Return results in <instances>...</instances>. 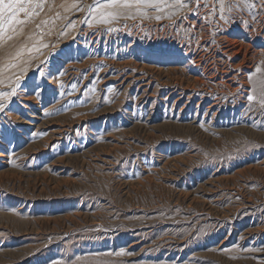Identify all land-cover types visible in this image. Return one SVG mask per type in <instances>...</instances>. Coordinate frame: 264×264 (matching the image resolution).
Here are the masks:
<instances>
[{"label": "rangeland", "instance_id": "374dc122", "mask_svg": "<svg viewBox=\"0 0 264 264\" xmlns=\"http://www.w3.org/2000/svg\"><path fill=\"white\" fill-rule=\"evenodd\" d=\"M75 2L0 49V264H264V0Z\"/></svg>", "mask_w": 264, "mask_h": 264}, {"label": "snow or ice", "instance_id": "6c2138e0", "mask_svg": "<svg viewBox=\"0 0 264 264\" xmlns=\"http://www.w3.org/2000/svg\"><path fill=\"white\" fill-rule=\"evenodd\" d=\"M178 5L183 3V0H174ZM223 4V0H220ZM47 3V0H0V49L7 45L8 41L14 39V35H22L24 27L35 17L40 15V12L44 11V6ZM160 5L167 6V0H106L104 4L97 3L95 8H92V15L95 17L99 14L100 19L97 20V23L108 24L115 18H117L123 10H131L135 8L137 12L142 11V8L148 6H154L156 11L161 12L163 9ZM65 6L67 5V0H65ZM76 7V2L73 0V3L69 7ZM91 7V6H89ZM105 9H108L105 11ZM23 13V18L20 17V14ZM156 19H161V16H156ZM86 23L91 21L86 20ZM16 25L20 27L17 28ZM74 26V25H73ZM39 27V25H37ZM26 47V46H25ZM29 51L39 49L33 46V48L28 49ZM23 49H19L15 52V55L11 56V59H17L22 55ZM259 71V69H257ZM20 84V80H16V85ZM16 95V88L13 87L11 92L0 91V99H6ZM247 99L252 101L253 96H248ZM260 104L264 106V86H262ZM4 103H0V111L4 110ZM124 253V250L121 249L120 252L116 253L121 255Z\"/></svg>", "mask_w": 264, "mask_h": 264}, {"label": "bare ground", "instance_id": "6f19581e", "mask_svg": "<svg viewBox=\"0 0 264 264\" xmlns=\"http://www.w3.org/2000/svg\"><path fill=\"white\" fill-rule=\"evenodd\" d=\"M200 2V1H199ZM185 4V3H184ZM49 5V4H48ZM224 8V7H223ZM203 10H204V8H203ZM182 11V10H181ZM222 15H223V17H225V19L227 20V22L229 23V24H238V25H240L242 28H243V30L242 31H239L238 33H230L231 34V36H237V35H242V34H246L247 32H246V28H248L246 25H247V22H246V20H243L242 21V19H240V18H231L230 17V15H227V14H225V12L224 13H221ZM210 15V14H209ZM216 16V15H215ZM38 18V17H37ZM264 19V18H263ZM221 21V20H220ZM192 22V21H191ZM232 22V23H231ZM195 23V22H194ZM209 25V24H208ZM253 26V25H252ZM253 27H255V26H253ZM241 28V29H242ZM251 28V27H250ZM40 29V28H39ZM252 29V28H251ZM250 29V30H251ZM260 30V29H259ZM259 30L257 31V30H252L251 31V33L250 34H252L251 36L252 37H254L255 36V38H256V40L258 39V38H260L262 35H260V33H259ZM85 31V30H84ZM261 31V30H260ZM39 32V31H38ZM202 32V31H201ZM203 33V32H202ZM248 33H249V31H248ZM234 34V35H233ZM264 34V33H263ZM251 36H250V38H251ZM201 37V36H200ZM263 37V36H262ZM224 38L227 40V42L226 43H228V46H231V49H236V51H234V53L235 54H240L241 52H242V50L244 49V46H243V44L239 41V40H237V39H233L232 37H229L228 35H226V36H224ZM100 39V38H99ZM248 39V38H247ZM242 40H244V39H242ZM243 43H245V40H244V42ZM249 43V42H248ZM215 44V43H214ZM251 44V43H250ZM264 44V43H263ZM226 45V44H225ZM255 45V44H254ZM205 50V49H204ZM230 52V51H229ZM231 55V54H230ZM242 55V54H241ZM250 55V54H249ZM185 57V56H184ZM243 57V56H242ZM247 57V56H246ZM245 58V57H244ZM209 59V58H208ZM201 60V57L199 58V62H201L200 61ZM187 62V61H186ZM189 62V61H188ZM226 62V61H225ZM247 63V62H246ZM194 64V63H193ZM202 64V63H201ZM248 64V63H247ZM217 65V64H216ZM200 66V65H199ZM198 66V67H199ZM207 66V65H206ZM196 67V66H195ZM202 67V66H201ZM204 67V66H203ZM228 67V66H227ZM206 69V68H205ZM214 69V68H213ZM208 70V69H207ZM216 70H217V68H216ZM211 71H213V70H211ZM218 71H220V70H218ZM233 71V70H232ZM227 72H229L228 70H227ZM222 73V72H221ZM216 74V73H215ZM221 76H223V75H221ZM224 78V77H223ZM240 78V77H239ZM200 80V79H199ZM222 82H223V80H222ZM230 82V81H229ZM227 84V83H226ZM230 84V83H229ZM236 88V87H235Z\"/></svg>", "mask_w": 264, "mask_h": 264}]
</instances>
